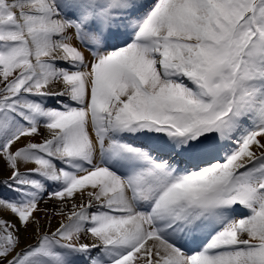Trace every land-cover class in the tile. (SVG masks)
I'll return each mask as SVG.
<instances>
[{
	"label": "snow or ice",
	"instance_id": "obj_1",
	"mask_svg": "<svg viewBox=\"0 0 264 264\" xmlns=\"http://www.w3.org/2000/svg\"><path fill=\"white\" fill-rule=\"evenodd\" d=\"M0 264H264V0H0Z\"/></svg>",
	"mask_w": 264,
	"mask_h": 264
},
{
	"label": "rangeland",
	"instance_id": "obj_2",
	"mask_svg": "<svg viewBox=\"0 0 264 264\" xmlns=\"http://www.w3.org/2000/svg\"><path fill=\"white\" fill-rule=\"evenodd\" d=\"M50 206V205H49ZM37 215L38 216H41L42 215V213H37ZM59 217H57L56 219H54L53 220V228L57 225V223L59 222ZM31 232H32V229H31V231L29 232V234H31Z\"/></svg>",
	"mask_w": 264,
	"mask_h": 264
},
{
	"label": "bare ground",
	"instance_id": "obj_3",
	"mask_svg": "<svg viewBox=\"0 0 264 264\" xmlns=\"http://www.w3.org/2000/svg\"><path fill=\"white\" fill-rule=\"evenodd\" d=\"M31 231V228H29V232Z\"/></svg>",
	"mask_w": 264,
	"mask_h": 264
}]
</instances>
